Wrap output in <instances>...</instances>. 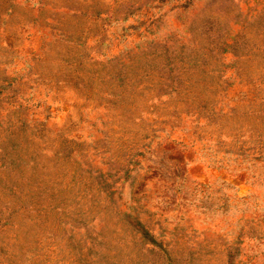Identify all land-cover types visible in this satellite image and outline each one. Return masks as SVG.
<instances>
[{
    "label": "rangeland",
    "instance_id": "374dc122",
    "mask_svg": "<svg viewBox=\"0 0 264 264\" xmlns=\"http://www.w3.org/2000/svg\"><path fill=\"white\" fill-rule=\"evenodd\" d=\"M0 264H264V0H0Z\"/></svg>",
    "mask_w": 264,
    "mask_h": 264
}]
</instances>
